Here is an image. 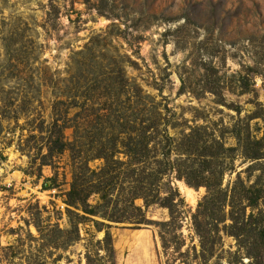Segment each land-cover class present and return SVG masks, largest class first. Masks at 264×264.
<instances>
[{
  "label": "rangeland",
  "instance_id": "rangeland-1",
  "mask_svg": "<svg viewBox=\"0 0 264 264\" xmlns=\"http://www.w3.org/2000/svg\"><path fill=\"white\" fill-rule=\"evenodd\" d=\"M263 111L264 0H0V264H264V242L251 260L226 234L228 219L210 220L200 236L193 222L208 198L229 217L236 185L241 196L258 185L254 214H264V159L248 160L239 144L264 137L254 119ZM113 123L122 124L114 141ZM133 131L146 140V167L169 170L144 194L154 204L135 202L148 223L81 211L71 222L76 168L111 145L127 151ZM55 133L67 147L49 158ZM205 147L217 157L205 184L227 200L178 179ZM87 166L98 172L104 162ZM74 229L78 240L65 234Z\"/></svg>",
  "mask_w": 264,
  "mask_h": 264
},
{
  "label": "trees",
  "instance_id": "trees-1",
  "mask_svg": "<svg viewBox=\"0 0 264 264\" xmlns=\"http://www.w3.org/2000/svg\"><path fill=\"white\" fill-rule=\"evenodd\" d=\"M263 119L264 123V111L262 114H256L254 119ZM128 122V121H127ZM134 125L133 122H128ZM122 124L113 123L110 130L112 131L111 139L114 141V133H121L119 127ZM135 126V125H134ZM136 130V129H135ZM134 130V131H135ZM134 135H127L128 140L125 145L126 150L121 152L117 146L111 145L110 148L104 152L97 153L93 156H88L85 160V165L78 166L76 168L75 175L73 176V183L71 185L70 191L66 194L65 204L68 207L67 216L69 220L73 223L76 219H80L79 214L76 211H81L84 216L83 219L89 218H99L106 220L114 224H130L139 227L140 225L148 223L144 219V212L141 208L136 207L135 202L137 200H143L148 206V204H154L156 200H152L148 203L147 197L144 196L145 193L149 192L150 195L153 193V186L159 182L162 175H166L167 163L163 162L164 169L157 168L154 170H149L146 167L147 159L144 157V150L147 148V143L143 135H139L134 132ZM54 142H51V147L49 148L48 157H53L55 154H62L66 149L67 145L62 141L61 134L55 133ZM120 136V134L118 135ZM201 141V140H200ZM240 148L244 147L245 157L251 161H260L264 159V137L260 140L247 138L244 143L239 141ZM218 150H222L224 154L228 152L224 149L223 145H218ZM169 144L167 146L168 149ZM197 154L198 159L200 158V165L196 169H191L188 174H180L178 176L179 180H185L186 183L193 188L204 187L210 192L209 196H213L212 189H216L217 195H223V199L227 200V192L222 190L220 186H213L210 184H205L204 175H208L213 178L217 173L209 170V164L217 161L215 154H207L206 147ZM171 152L170 149L166 151L167 154ZM207 154V155H206ZM90 155V154H89ZM125 156L128 161L121 162L117 159L119 156ZM101 160L104 162L103 168L98 172L92 171L88 168V163L90 161ZM166 160V157H165ZM170 166V171L175 170L178 173H183L178 167H172L173 164H168ZM202 167V171L200 168ZM164 173V174H163ZM199 181L196 184H192L193 181ZM148 184V186H147ZM258 185L251 186L241 196V191H239L238 186L234 188L233 195H231V200L229 201L232 211L228 216L225 214L220 216L221 211L226 207L224 206L220 209V213L213 212L215 206L212 204V200L206 199L208 206H199V210L202 208L204 211H199L193 216V222L197 233L200 236V227H206L210 225V220L218 218V224H223L230 221V224L225 228L226 234L236 240L239 249L247 248L249 252L248 257L251 260H256L259 254V245L264 242V214L259 212L254 214L258 209V201L260 199V190L257 189ZM243 189V190H244ZM242 190V191H243ZM146 191V192H145ZM143 192V194H142ZM154 198H158V194H155ZM250 195V196H249ZM98 197V202L95 205L89 203L92 197ZM152 196V195H151ZM240 196V197H238ZM127 197V198H126ZM238 197V198H237ZM174 201L173 194L170 195L164 202ZM209 202V203H208ZM247 202V205H243ZM162 207H167L161 204ZM241 207V210L238 208ZM168 208V207H167ZM237 210H236V209ZM250 208L251 213L249 216L246 214V209ZM73 209V210H72ZM112 212L108 213L110 210ZM170 209V208H169ZM75 210V211H74ZM213 210V211H212ZM234 211H240L239 214L234 216ZM237 212V213H238ZM87 216V217H86ZM94 224L99 227H105L104 224L93 221ZM72 227L76 228V224H72ZM110 228V227H108ZM39 231V230H38ZM40 232V231H39ZM66 235L74 236L76 240L79 239V231L74 229L65 233ZM111 241V236L109 232H106L105 242L108 244ZM205 248V246H204Z\"/></svg>",
  "mask_w": 264,
  "mask_h": 264
},
{
  "label": "bare ground",
  "instance_id": "bare-ground-1",
  "mask_svg": "<svg viewBox=\"0 0 264 264\" xmlns=\"http://www.w3.org/2000/svg\"><path fill=\"white\" fill-rule=\"evenodd\" d=\"M180 189L185 194L187 199H189L190 201H192V203H194V199L192 198V196H193L192 192L190 190H188L183 184H180Z\"/></svg>",
  "mask_w": 264,
  "mask_h": 264
}]
</instances>
